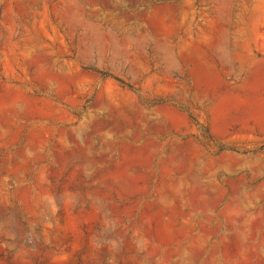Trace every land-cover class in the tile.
Masks as SVG:
<instances>
[{
    "label": "rangeland",
    "instance_id": "1",
    "mask_svg": "<svg viewBox=\"0 0 264 264\" xmlns=\"http://www.w3.org/2000/svg\"><path fill=\"white\" fill-rule=\"evenodd\" d=\"M0 264H264V0H0Z\"/></svg>",
    "mask_w": 264,
    "mask_h": 264
}]
</instances>
